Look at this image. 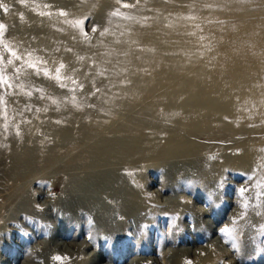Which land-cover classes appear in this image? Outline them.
Wrapping results in <instances>:
<instances>
[{
  "label": "bare ground",
  "instance_id": "bare-ground-1",
  "mask_svg": "<svg viewBox=\"0 0 264 264\" xmlns=\"http://www.w3.org/2000/svg\"><path fill=\"white\" fill-rule=\"evenodd\" d=\"M61 1H66L64 2L65 4H76V2H80L81 0ZM83 2L86 4L85 6H88L91 13L102 6L100 0H84ZM148 10L157 17L156 21L147 22L148 24L145 26L142 24L138 25L139 20L144 18L143 13ZM217 12L222 13V17L226 18L224 23L208 22L202 26H194L189 22L195 17L199 19H203L206 16L215 18ZM263 16L264 0L144 1L136 6L134 12L131 14L130 21L124 24L119 22L117 16H113L114 20L111 19L113 22L110 19L106 20L107 18H100L98 21L99 30L97 29L98 31L97 33L95 32L94 38L91 42L86 43V46L84 45L80 48L79 42L76 43L70 40L72 37L70 34H63V39L68 40V43L65 46L62 45L60 50L54 53L55 56L48 58L47 61L52 64L51 61L58 60L60 58L59 55H70L75 48H79V55L75 57L77 61L71 57L67 63L66 70L71 74L70 76L75 77L74 79L82 80L85 87L88 84H93L97 87V90L99 89L97 91L99 93L96 95L86 96V101L88 102L95 100L99 95H105L106 97L103 98L104 101H99V103L108 101L109 99L105 91L110 87L108 83L116 80L118 84L112 85L118 86L115 87L117 90L125 85L134 84L136 83L135 80L141 77L145 70L155 67L157 61L163 60L166 55H175L178 56V59L182 60L183 58H187L189 63L185 62L187 64L176 69L174 68V63L170 64L169 61L161 64L159 70L157 69V71H154V75L150 76L151 78L142 79L141 90L139 89L137 92L136 88L133 87L134 89H129L128 92L125 91L129 97L138 96L139 92L145 91L149 85L157 88V86L159 87L160 80L167 78H169L167 82H171L173 91L175 86L180 88V91H182L179 92L180 97L183 94H196L201 91L199 87L201 84L189 85L188 78L204 77L208 74V71L198 68L191 73L189 65L204 58H207V62L212 66L216 64L217 59L225 61L224 64L227 66L222 65L219 71L224 70L223 74L221 73L222 76L224 75L229 78L230 92L237 88L241 89L248 82H255L258 87H264V68L259 71L257 70V72L255 69L252 70L253 67L251 68L247 65L248 61H254L256 58L257 66L261 67L264 64ZM108 21L112 27L110 29H107L105 26ZM179 21L184 22L186 26H188L189 22V28L194 26L193 32L190 31L191 33L188 36L183 35L184 29L181 26L178 27L176 24ZM160 22L161 26L162 24L164 26L165 23L168 24V26L163 28L171 30V34L168 37V41L157 45L160 38V30L162 29V27L158 26ZM119 25L121 28H118ZM134 25H137V27H132ZM129 30L131 31L129 32ZM41 33H44L43 30ZM54 38L56 39V37ZM54 44L56 42H54V39L52 41L51 37H47V35L39 37L38 35L35 46L36 51L33 55L36 59H41L42 56H39V53L42 54L43 52L45 54ZM96 46L99 47L96 49ZM188 47H192V49ZM90 53H93V57H91L90 65H88L84 57ZM120 53L125 54V60L119 64H115L113 62L114 56ZM133 58H139L133 66L134 69H127L125 65L129 59ZM239 60L240 64L237 62ZM84 62L85 68L79 70L77 68L78 65H84ZM98 63L100 64L97 66ZM20 69L23 68L20 67ZM227 70L230 71L229 74L225 72ZM22 74H24L23 70H19L9 78L13 88L12 91L16 92V101H23L25 99L24 101L29 104L41 103L46 96L41 86L40 88L38 86V89H34V93L29 96H24L21 93L33 86L30 80L21 78ZM98 78H101L103 81L99 82ZM172 90L170 91L172 92ZM252 91L248 93H251L252 96H255L257 93L262 96L261 93L264 90L257 92L252 89ZM56 92L58 91H49L52 95ZM69 92L70 96L66 99L58 95L55 105L50 106L49 104L48 107H42L44 112H41V117L44 115L67 117V121L70 123L75 122V125L76 121H80L82 116L88 115V112L89 114L90 112H96L95 107L88 109L86 106L77 111L79 108H76L74 104H76L81 90L78 91L79 93ZM202 93L207 94L205 91H202ZM182 98L185 99V97ZM216 98L224 99L226 103L234 101L223 93H220ZM258 100H261L259 101L261 105L258 106L262 107L264 101H262V98L257 97L256 102ZM156 101V105L164 103L163 98H158ZM155 102H153L154 106H156ZM73 105L75 109L72 108ZM62 108L67 109L63 110ZM195 108L199 109L185 116L186 122H183L182 128L186 129L187 125L195 124L196 117L204 115L205 109L200 106H196ZM260 109L263 110L264 106ZM219 110L220 115L223 116V118L221 116L219 119L231 121L235 130L239 129V126L242 127V123H245V121H250L251 123L259 117L257 114L251 115L249 113L248 115V113L241 112L242 116L238 114L233 115L227 109L220 108ZM86 111L88 112L85 113ZM155 115L157 117L158 114ZM155 123L152 122L151 126ZM60 124L62 122L58 123L57 127L59 131L63 128H73L69 126L65 127L66 125L60 126ZM151 126H147L149 130L146 131L156 136H149V138H144L142 134L138 133L136 135L125 134L103 137L95 140L86 136H76L75 134L67 136L68 138L55 139V136H52L46 141L39 139V144L44 147L38 151L34 148L32 154L30 153L31 156H27V159L20 158L15 153L16 146L11 145L8 149V153L12 157L9 173L12 177L18 178L17 180H20L19 178L27 180H22L25 182L24 185L18 184V192L30 185L34 177L39 175V179H42L39 182V189L51 188L57 194L51 199L44 198V200H40L39 220L37 217H33L34 213L38 212L36 211V206L33 207L29 200H17L18 203L9 211L11 217H7V215L0 217V234L6 237L7 231L3 228L5 223L11 219L14 220L18 215L24 213L32 217L21 218H26L30 221L35 220L39 222V226L42 228L45 223L41 218L48 215L54 216L58 226L63 231L65 230L70 237V240L67 243L65 242V245L40 242L39 246L28 249L25 259L22 260L23 262H20L21 264H98L105 260L103 264H205L207 263L206 261H210V264H235V262L256 264L259 262V253L255 252V248L248 247L247 245L249 241L254 240L255 236L258 237L264 233V227L259 228L258 232L249 231L250 227L264 223V142L259 143L262 144L261 147L256 149L257 153L250 155L249 158L246 153L254 146L250 144L252 142L255 144V141L249 143L250 149L245 147L248 151L239 152L241 156L244 153L243 157L240 154L234 158L227 157L230 158L228 159L227 166L234 170L235 174L243 175L248 180H253L254 182V186L252 185L254 187L253 195L251 193L246 198V203L251 202L248 209L245 210L242 216L231 217L230 222L228 224L227 222L225 223V228L228 230L225 229L227 233H222V236L232 242L231 249H222L223 251L216 248L213 249L216 242L209 240L207 246L210 248V251L205 252L203 250L205 247L195 249L192 252L194 260L193 262H189L186 259V256L189 254L187 249H174L176 244L184 239L185 231H188L183 220L187 218L192 220L193 224L191 226L193 227V235H195L196 239L205 238L209 231L201 229V226L206 224L202 219L203 211L201 208L198 207L196 209L194 217H187L189 216L187 210L175 207V204L183 199V196L178 194V192H189L188 189L182 188L184 185L183 181L191 179L194 176V172L207 175L210 172H215V167H213L214 164L212 165L213 160L209 164L206 156L189 155L181 151L188 148L203 150L200 148L201 145L199 146L200 141L191 140L195 135H190L191 139L185 138L179 140L177 135L181 134L180 132L175 135L176 130H174L169 135L162 133L159 135V132L156 133ZM165 126L161 123L157 127L160 130H167L164 128ZM155 137H161V140L158 142L151 140V138ZM71 142L72 144H70ZM259 144L258 147L260 146ZM203 148L206 149V147ZM245 148L242 149L246 150ZM209 151L207 152L210 154L212 150ZM68 153L74 154V156L72 155L74 159L71 163L59 166L60 164H64L60 163L59 167L52 168V170L45 168V165L51 160H60ZM245 154L247 155L246 157ZM193 156H196L198 161L194 159L196 160L194 162L192 159L195 157ZM225 164L224 167L226 166ZM186 166H192L193 172H187L190 170L185 171ZM224 167H217L218 169L216 168V170L221 172ZM151 169L161 170L163 173L165 172V176L172 177L169 182L163 181L162 186L153 193L148 192L147 188H145L146 183L148 185L149 182L145 178L144 172ZM211 180V178L207 177L205 183H211ZM204 190L205 188L196 187L192 190L191 196L197 200L199 192ZM166 192H171L172 196L164 198L163 193ZM43 196H45V193L41 195L39 191V199L43 198ZM209 197L212 196L210 195ZM194 208L193 211L195 210ZM166 219L169 222V228L159 234L157 246L154 247L153 243H149L150 238L148 233L156 229L157 225ZM44 229H46L45 226ZM219 236L221 237L220 234ZM42 237L44 238V236ZM78 238L80 239L77 241ZM92 244L95 246L94 251L91 254H86V250L92 247ZM166 244H169L171 248L167 249V246L165 247ZM51 245L55 247H51ZM143 253L153 254L154 256L144 258L140 256ZM130 255L135 256L130 258ZM229 256H232L233 260ZM3 263L4 261L0 260V264Z\"/></svg>",
  "mask_w": 264,
  "mask_h": 264
},
{
  "label": "rangeland",
  "instance_id": "rangeland-1",
  "mask_svg": "<svg viewBox=\"0 0 264 264\" xmlns=\"http://www.w3.org/2000/svg\"><path fill=\"white\" fill-rule=\"evenodd\" d=\"M83 1L84 0L76 2V4H65L64 2L66 1L61 0H0V217L2 215L11 217L9 211L16 203H18V201L29 200L30 204L33 207L36 206V211H38L34 213L33 217H37L39 220V203L44 200V198L51 199L57 194V192L51 188L39 189V182L42 181L41 178L39 179V175L34 177L30 185L18 192V186L22 184L24 185L25 182L23 181L27 180L25 178H19L20 180H17L18 178L12 177L9 173V165H11L12 157L8 153V149L11 145L16 146L15 153L20 158L27 159V156H31L30 153L32 154V150L34 148L38 151L44 147L39 144V139L46 141L52 136H55V139L68 138L67 136L75 134L76 136H86L95 140L103 137L125 134L136 135L138 133L142 134L144 138H149V136L153 137L155 134L152 135L146 131L149 130L147 126H151L152 122H156L151 127L154 131H156V133L159 132V135L161 133L169 135L170 133H173L174 130H176L175 135H177L178 132L181 133L177 135L179 140H183L185 138L191 139V136L195 135L191 140L200 141V144L198 142L197 144H199V146L201 145L200 148L203 150H199L198 148H188L187 150L182 149L181 151H184L189 155L206 156L208 163H212L211 160H213L212 165L214 164L213 167H215V172H210L211 175L210 173L204 175L203 173L200 174V172H194V176H192L191 179L183 181L184 185L182 188L188 189L189 192L186 191L185 193V191H180L183 194L178 192V194L183 196V199L175 204L176 208H184L189 212V216L187 217H194L196 209H198V207L201 208L203 211L202 219L206 223L204 226H201V229L203 231L208 230L209 233L205 238L196 239L195 235H193V227L191 226L193 224L192 220L190 218L184 219L183 223L186 225L188 231H185L184 239L179 241L174 249H187L189 254L186 256V259L189 262H193L194 260L192 252H194L195 249L205 247L203 249L205 252L210 251V248L207 246L209 240L216 242L213 249L216 248L220 251L225 249L230 250L232 242L230 240H226V238L222 236V233H227L225 231V223L227 222L228 224L231 217L242 216L245 210L248 209L251 202L246 203V198L249 197L251 193L253 195L254 182L253 180H248V178L243 175L241 176L240 174H235V171L227 166V162L228 159L239 156V152H246L252 145H254L252 146L253 148L251 147L250 151L246 153L248 156L245 154V157L247 156L249 158L250 155L257 153L256 149L260 148L262 145L259 143L264 142V140L262 141L264 138V109H260L264 106V104H262L261 107L258 106L261 105L259 103L261 100L256 102L257 97L262 98V101H264V89H261L264 87H258L255 82H248L245 86L241 87V89L237 88L230 92L229 78L224 75L222 76V72L224 70L219 71L221 70L222 65L227 66L224 64L225 61H222L223 59H217L216 64L212 66L209 62H207V58H204L202 59L203 61H196L189 65L191 73L198 68L208 71V74L204 77L188 78L189 85L197 83L201 84L200 86L198 85L201 91L196 94H183L182 97H185V99H183L179 95V92H182L180 91V88L175 86L176 89L174 88L173 91L171 82H167L169 81V78H167L168 80H160L159 87L157 86V88H154L149 85L145 91L142 93L139 92L138 96L133 98L129 97L125 91L128 92L129 89L136 88V91L138 92L141 88L140 85L142 83V79L151 78L154 75V71H157V69L159 70L161 64L169 61L170 64L174 63L173 65L176 69L189 63L187 58H183L182 60L178 59V56L175 55H166L163 60H159L160 62L157 61L155 67L145 70L142 73V76L135 80L136 83L134 84H128L129 86L125 85L117 90L115 88L118 87L116 86L118 84L116 80L108 83L110 87L105 90L107 98L109 99L108 101L99 103V101H104L103 98H106L105 95H99L95 98V100L88 102L86 101V96L96 95L99 93L97 92L99 89L97 90V87L93 84H88L85 87L82 80L74 79L75 77L70 76L71 74L66 70L68 61L71 57L76 60L77 58L75 57L79 55L78 51H80V49L75 48L73 53L70 55H59L60 58L56 61L52 60V64L48 63L47 59L55 56L54 53H57L62 45L65 46L66 43H68V40L63 39L65 34H70L72 36L70 40L76 43L79 42V47L81 48L84 45L86 46V43L91 42L94 38L95 32L97 33L99 30L98 21L100 18H107L106 20L110 19V21H112L111 19H113V16H117L119 22L124 24L125 22L130 21L131 14L140 2L143 3L144 1L150 0H100L102 6L97 8V10H94L95 12L92 13L89 11L88 6H85L86 4H84ZM179 9L182 10L181 8ZM216 15L217 16H215V18H211V16L203 17V19L195 17L189 22L194 26H202L208 22H216L217 24L225 22L226 18L222 17V13L217 12ZM143 17L144 18L139 20L138 25L142 24L145 26L149 22L156 21L157 19V17L149 12V10L143 13ZM189 22L188 26L184 25V22L181 21L176 23L178 27L181 26L184 29L183 35L188 36L191 32H193L194 26L189 28ZM109 24L110 23L108 21L105 25L107 29L112 28ZM158 26L162 27V29L160 30V38L158 39L157 45H161L168 41L171 30L163 28L168 26L166 23L164 26L163 24L161 26L160 22V25ZM132 27L136 28L137 25ZM118 28H121V26L119 25ZM42 30L44 32L43 34L41 33ZM130 31L131 30H129V32ZM38 35L39 37H41V35H47V37L52 38V41L54 39V42H56V44L52 45L51 49L47 50L45 54L43 52L42 54L39 53V56H42L39 60L33 55L36 51L35 46ZM54 37H56V39ZM98 47L99 46H96V49ZM188 48L192 49V47ZM39 51L41 50L39 49ZM91 57H93V53L84 57L86 58L85 62L88 65H90ZM138 59L139 58L129 59L125 67L133 70V66L136 64V60ZM35 60L36 62H34ZM123 60H125V54L120 53L114 56L113 62L115 64H119ZM256 60L257 58L254 61H248V64H246L248 67H253L252 70H262L264 68V64L261 67L259 65L257 66ZM85 62L84 65H78L77 68L79 70H83L86 66ZM237 62L240 64V60ZM99 64L100 63H98L97 66ZM20 67L23 69H20ZM19 70H23L24 72V74L21 75V78L30 80V83L33 84L29 90L21 93L24 96H29L34 93V89H38V86L39 88L41 86L43 92L46 94L41 103L29 104L24 101L25 99L23 101H16V92L12 91L13 88L9 78ZM225 72L229 74L230 71L227 70ZM98 79L99 82L103 81L101 78ZM115 83L116 85H112ZM252 89L257 92L259 90V92L263 91V93H261L262 96L258 93L255 96H252L251 93H248L250 91L253 92ZM55 90L58 92L54 95L49 93V91ZM79 90H81V94H78V100L77 102L75 101L76 104H74L76 105V108H79L77 111H80V108L86 106L88 109L95 107V113L90 112L89 114V112L86 111L85 113L88 112V115L82 116L83 118L81 117L80 121H76L77 123L75 125V122H68L67 117H55L53 115H44L41 117V112H44L43 108L48 107L49 104L50 106L55 105L57 102L56 97L58 95L66 99L70 96L69 91L79 93ZM170 90H172V92ZM202 91H205L207 94H203ZM220 93H223L234 101H228L226 103L224 99L216 98V96ZM165 95L169 96L165 97ZM157 97L164 99V103L162 105H156V102H158L156 101V99H158ZM153 102H155L154 104L156 106L153 105ZM74 105L72 108L75 107ZM196 106H200L205 109L204 115L196 117L195 124L187 125L188 127L186 129L182 128L184 125L183 122H186L185 116L190 115L195 110L199 109L195 108ZM220 108L230 110L233 115H242L241 112H243L246 114L248 113V115L249 113L251 115L257 114L259 117L256 121L253 120L251 123L250 121H245V123H242V127L239 126V129L235 130L231 121L226 119L223 121L219 119L222 116L220 115ZM62 109L65 110L67 108ZM155 114H158L157 117ZM61 122L62 124H60V126L66 125L65 127L69 126L73 128H63L59 131L57 126L58 123ZM161 123L166 125L164 128L167 130H160V128L157 127ZM134 128L140 132H136ZM201 138L203 142L201 141ZM151 140L158 142L161 140V137L151 138ZM256 140L260 145L259 147ZM251 141H255V144L252 142V144H250L251 146H248ZM70 144H72V142ZM83 147L85 148V146ZM203 147H206V149ZM245 147H248V149ZM242 148H245L246 150ZM209 150L212 151L210 152ZM207 151H209L210 154ZM72 155L74 156V154L68 153L65 157L63 156L60 160L58 159L59 161L51 160L47 163V165H45V168H47V170H52V168L71 163L74 159ZM243 156L244 153L241 157ZM193 157L195 158L192 160L196 159L198 161L196 156ZM208 157L211 159H208ZM196 160H194V162H196ZM223 163H226L225 165L227 167H224ZM216 166L224 167L222 170L223 173L222 171L219 172L216 170ZM185 171L191 173L193 172V167L186 166ZM144 173L145 175H143L149 182L148 185L146 183L145 188H147L148 192L152 193L162 186L163 181L169 182L172 179V177L165 176V172L163 173L161 170L158 171L151 169L145 171ZM207 177L212 179L211 183H205V179ZM196 187L205 188V192H199V198H197V200L191 196L192 190ZM39 191L41 192V195L45 193V196L41 199H39ZM163 194L164 198L172 196L171 192ZM210 195L212 197H209ZM193 208L195 209L194 211ZM21 217L32 216L23 213L14 218V220L11 219L7 221L3 227L7 231V236L5 237V235L0 234V260L4 261L3 264H21L20 262H23L22 260L25 259L28 249L34 246H39L40 242H52L53 244L59 243L65 245L70 240L67 232L65 230L63 231L61 227L58 226L54 216L48 215L41 218L45 223L43 225L46 229H44V226L43 228L39 226V222H36L35 220L30 221ZM259 225L260 227H258ZM259 225L250 227L249 231L258 232L259 228L264 227V223ZM190 226L191 228H189ZM167 228H169L168 220L166 219L161 221L157 225L156 229L149 231V243H153L154 247H156L159 234L167 230ZM42 236H44V238ZM79 239L80 238H78L77 241ZM92 245V247L86 250V254H91L94 251L95 246L94 244ZM247 246L255 248V252L259 253L260 260L256 264H264V233L260 234L258 237L255 236L254 240L249 241ZM51 247L55 246L51 245ZM165 247L167 249L171 248L169 244H166ZM134 256L135 255H130L129 257L132 258ZM140 256L148 258V256L152 257L154 255L143 253V255L140 254ZM229 258L233 260L232 256H229ZM105 261H102V263L99 262L98 264H103ZM206 262L207 263L205 264H210V261ZM240 263L235 262V264ZM241 264L248 263L243 262Z\"/></svg>",
  "mask_w": 264,
  "mask_h": 264
}]
</instances>
